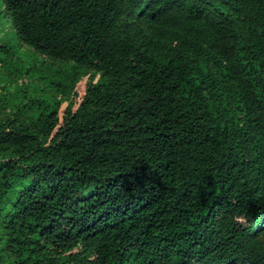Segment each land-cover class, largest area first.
Returning a JSON list of instances; mask_svg holds the SVG:
<instances>
[{
  "label": "trees",
  "instance_id": "obj_1",
  "mask_svg": "<svg viewBox=\"0 0 264 264\" xmlns=\"http://www.w3.org/2000/svg\"><path fill=\"white\" fill-rule=\"evenodd\" d=\"M0 34L92 71L0 119L1 262L264 264V0H0Z\"/></svg>",
  "mask_w": 264,
  "mask_h": 264
},
{
  "label": "rangeland",
  "instance_id": "obj_2",
  "mask_svg": "<svg viewBox=\"0 0 264 264\" xmlns=\"http://www.w3.org/2000/svg\"><path fill=\"white\" fill-rule=\"evenodd\" d=\"M9 37L0 34V44L2 40ZM16 41V40H15ZM14 48L7 54L5 61H0V119L4 120L18 113L20 109L31 103L32 97L43 93L54 94L49 90L47 78H62L66 70L83 74L77 85L82 87L88 75L92 71L81 68L71 61H57L36 51L30 45L15 42ZM97 77L99 74H96ZM76 85V86H77ZM36 104V103H35ZM35 104H31L32 106ZM32 109H27L31 111ZM9 257L0 261V264H8Z\"/></svg>",
  "mask_w": 264,
  "mask_h": 264
}]
</instances>
